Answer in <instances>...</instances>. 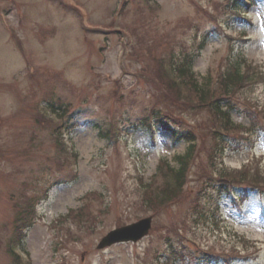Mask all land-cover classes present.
<instances>
[{
	"label": "rangeland",
	"instance_id": "rangeland-1",
	"mask_svg": "<svg viewBox=\"0 0 264 264\" xmlns=\"http://www.w3.org/2000/svg\"><path fill=\"white\" fill-rule=\"evenodd\" d=\"M152 1L158 8L149 10L145 0H130L119 24L142 32L140 22L152 19L158 27L156 36L167 37L176 54L183 48L195 51L208 33L206 46L193 67L198 79L216 74L215 68L230 55L231 45L234 55L264 67V0H257V5L246 13L253 26L233 24L215 32L212 30L217 22H227L220 10L222 0ZM119 2L0 0V239L4 241L0 245V264H12L5 250L14 217L10 195L14 193L19 199L21 192L30 195L29 191L35 189L40 198L56 178L63 181L53 186L37 207V220L22 242L19 252L23 260L29 257L31 264H141L147 249L156 244L155 238L148 236L136 243L96 249L100 239L115 228V198L122 201L121 213L129 214V201L136 198L139 179L147 181L160 158L170 160L186 147L183 142L171 145L168 136L157 129L152 143L144 127L137 131L131 127V122L145 115L148 96L154 90L138 71L139 66L132 59H124L123 45L129 37L119 32L122 27L115 21L118 11L114 9ZM73 7L81 10V18ZM240 34L249 39L242 48L230 39ZM130 39L132 44L133 33ZM63 77L67 84L60 81ZM115 88L122 95L121 102L110 97ZM53 92L71 103L72 112H78L80 124L66 135L73 161L67 169L53 164L56 148L52 135L32 119L44 95ZM244 97L263 104L264 86L250 89ZM114 119L117 123L113 125L120 130L112 142L101 137L93 124L97 122L106 129ZM233 120L247 124L239 115H233ZM31 134L36 136L32 148L27 149ZM252 158L264 166V134L252 150L230 153L225 164L240 167ZM27 183L35 185L29 190ZM93 191L102 194L108 213L98 216L92 233L81 230L70 218L58 221V217L80 206L83 195ZM186 206H177L176 214ZM98 207L94 204L93 208ZM220 207L221 233L238 231L262 248L258 261L232 264H264V197L251 194L241 211L231 208L227 199ZM138 214L144 216L141 211ZM136 220L130 216L125 222ZM164 220L165 216L158 217V222ZM187 234L201 245L213 244L218 250L223 245L209 225L200 224ZM71 235L78 239L72 240ZM187 245L193 249L192 244ZM173 264L183 263L179 260Z\"/></svg>",
	"mask_w": 264,
	"mask_h": 264
},
{
	"label": "trees",
	"instance_id": "trees-1",
	"mask_svg": "<svg viewBox=\"0 0 264 264\" xmlns=\"http://www.w3.org/2000/svg\"><path fill=\"white\" fill-rule=\"evenodd\" d=\"M237 1L235 0V2ZM223 2L221 8L230 19L227 12L230 0H223ZM234 11L237 12L238 8H235ZM143 37L145 40L139 42L140 54L138 51H134L137 56L143 55L144 52L146 55L150 54L151 44L156 41L154 38L150 39L147 34H144ZM204 43L205 39L203 38L200 47ZM197 57L196 52H187L183 48L178 54L174 53L171 60L166 63L161 57L153 56L150 58L151 62L148 61L145 64L147 72L152 81L157 84L159 91L158 96L149 100V112L153 114L155 122L162 130L169 134L173 144L180 141L187 144L183 154L174 156L175 165L162 162L152 181L144 184L140 204L145 211L159 212L162 207L177 203L185 196L184 181L203 150H206L209 155L210 169L213 173L204 168V173L201 175L206 177L204 183L212 186L213 192L221 194L228 189L229 182L235 180L250 182L252 185L254 183L256 185L264 184V175H261L257 170L251 171L249 167H244L241 170L218 169L216 163L217 154L221 156L227 145L238 143L233 132L239 126L233 124L230 113L237 112L249 120L251 119L250 126L254 125L253 116L264 114V105L243 108L235 100L238 94L256 81L263 79L261 71L258 67L247 65L239 58H229L215 81L210 73L198 79L192 71ZM241 65L244 66L243 69H241ZM59 109L63 110L61 105H59ZM252 110L254 113H251ZM190 115H202L203 118L192 126L187 119V116ZM37 121L46 122L42 116H38ZM139 124L148 127L147 114L139 120ZM207 144L210 145L207 146ZM235 147L238 145L236 144ZM212 174L216 177H212ZM205 192V188L200 191L203 194ZM242 196H244V190ZM24 220L25 213L21 209L16 215L15 222L22 223ZM165 240L172 246L173 238L171 236H167ZM9 253L14 257V264H16L17 258L10 250Z\"/></svg>",
	"mask_w": 264,
	"mask_h": 264
},
{
	"label": "water",
	"instance_id": "water-1",
	"mask_svg": "<svg viewBox=\"0 0 264 264\" xmlns=\"http://www.w3.org/2000/svg\"><path fill=\"white\" fill-rule=\"evenodd\" d=\"M148 228L149 219H145L131 226L117 229L110 232L99 244V247L119 241L136 240L146 234Z\"/></svg>",
	"mask_w": 264,
	"mask_h": 264
}]
</instances>
